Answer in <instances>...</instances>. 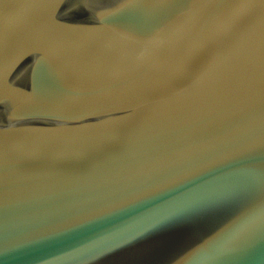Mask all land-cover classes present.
Returning <instances> with one entry per match:
<instances>
[{
    "label": "water",
    "instance_id": "obj_1",
    "mask_svg": "<svg viewBox=\"0 0 264 264\" xmlns=\"http://www.w3.org/2000/svg\"><path fill=\"white\" fill-rule=\"evenodd\" d=\"M0 264H264V0H0Z\"/></svg>",
    "mask_w": 264,
    "mask_h": 264
}]
</instances>
